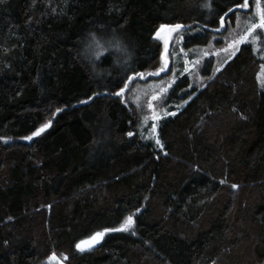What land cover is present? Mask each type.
<instances>
[{
    "label": "trees",
    "instance_id": "1",
    "mask_svg": "<svg viewBox=\"0 0 264 264\" xmlns=\"http://www.w3.org/2000/svg\"><path fill=\"white\" fill-rule=\"evenodd\" d=\"M255 2L0 0V264H264V36L198 76L157 36L222 48ZM164 87L150 136L137 92Z\"/></svg>",
    "mask_w": 264,
    "mask_h": 264
},
{
    "label": "rangeland",
    "instance_id": "2",
    "mask_svg": "<svg viewBox=\"0 0 264 264\" xmlns=\"http://www.w3.org/2000/svg\"><path fill=\"white\" fill-rule=\"evenodd\" d=\"M260 3H261V0H260ZM254 4H255V7L249 16L250 19L247 21L246 25L243 27V29H241L240 32L237 31V29H234V31L232 30L230 40L228 42H226L227 44L224 47L216 49V50H212V51H210V49H208L206 47L205 48L204 47L199 48V49L195 50L192 58L188 57L189 54H187V52H185L182 48H179L180 46H176V44L178 43L177 42L178 39H180L179 37H180V33H181L182 28L175 29V30H173V27L160 28L157 32V36L160 37L166 44V52L164 54L167 57V53L168 54L170 53L171 54L170 58H173V59L176 58L177 60H179V58L182 59L184 66L181 69V73H188L189 75H192V76L195 74H197V76H198V73L196 71L197 66L199 65V63H201L203 61L205 56L213 55L214 58L216 59L215 60L216 65L219 66V65L223 64V62H225L227 59H229V57L231 55H233L232 53H233L234 49L229 48V44L233 43L236 40H239L240 37L245 34V32L247 31L250 24L258 21L259 17L257 15L256 2ZM261 7L264 8L262 6V3H261ZM245 9H247V8H243V10H245ZM259 34H262L264 36V30L258 29L256 31L255 35L258 36ZM258 39H253V36L248 37V41L252 42L255 47L257 46ZM225 49H226V51H225ZM236 50H235V52H236ZM166 61H167V66H165V64L163 66L164 72L168 69V67L170 65L169 64L170 61L169 60H166ZM262 66H264V65H262ZM171 68H172V66H171ZM173 68L175 69V67H173ZM172 79L173 78H171L170 81H172ZM258 81H259L260 85H264V68H262V67L258 73ZM165 88L166 87L160 88V90H158L157 92H155L153 94L151 93L146 97H145V95H147L146 94L148 91L147 89L146 90L140 89L137 92L138 95L139 94L141 95L140 98H142L141 99L142 102L141 101H139V102L144 103L147 107V110H148L147 114L144 116V122L143 123L145 125H147V124L149 125L148 133L150 136H155V134H156V128H155V134H153V132H152V125L153 124L156 125L157 124L156 121H158L161 117L166 116L169 113L173 112V110L172 111L167 110L168 108H170V105H167V107H164V106L162 108L160 107V103L162 105V101H163L162 100V95H163L162 89L164 90ZM153 96L156 97L155 100H152ZM150 102L152 103V108H149ZM153 116H155L157 118L153 119ZM236 194H237V188H233L232 186H230L228 189V194H227V198H226V205H227L228 209H232V207H234L235 202H236V198H237ZM39 264H61V263L59 262V260H52L49 257V258L43 260Z\"/></svg>",
    "mask_w": 264,
    "mask_h": 264
},
{
    "label": "snow or ice",
    "instance_id": "3",
    "mask_svg": "<svg viewBox=\"0 0 264 264\" xmlns=\"http://www.w3.org/2000/svg\"><path fill=\"white\" fill-rule=\"evenodd\" d=\"M206 7L208 5H205ZM249 6V0H244V3L242 5H239V7H243V8H247ZM256 8H257V15L259 17L258 21L257 22H253L250 24V26L248 27L247 31L245 32L244 35H242L240 37L239 40H236L234 41L233 43L229 44V48H233V55L235 54V50L238 48V46L241 44V43H247L248 42V37L249 36H253V39H258L259 37L255 35L256 31L258 29L260 30H264V8L261 7V3H260V0H256ZM232 9H229V12H231ZM227 14H225L226 16ZM225 16H221L220 20H221V26L223 27L224 26V21H225ZM240 18L237 17V20H239ZM164 26L162 25L161 28H163ZM173 27V30L175 29H179L181 26L180 25H175V26H172ZM217 31H219V29H217ZM99 46V45H98ZM226 51V49H225ZM98 56L100 55L99 53L97 54ZM231 58V56L229 57V59ZM161 59L164 60V54L161 55ZM226 62V61H225ZM165 66H167V61L165 60ZM262 68H264V66H262ZM163 70V68L161 69V71ZM217 71H219V69H217ZM136 77H139V78H143V74L141 73H135L134 74ZM134 77L133 76H129L128 77V81H133ZM129 87V84L128 82H125L124 84V87L123 88H120V90L116 93L117 96H120L122 93L125 92V89ZM163 91V89H162ZM91 99V98H89ZM156 97L153 96L152 97V100H155ZM149 108H152V103L150 102L149 103ZM59 111V110H58ZM172 115H175L174 113H172ZM157 117L153 116V119H156ZM48 127L47 124H45L42 128H39L37 129L35 132L32 133V136H36L38 135L40 132H42L44 130V128ZM155 128H156V125L153 124L152 125V132L153 134H155ZM129 136L132 135L131 132L128 133ZM32 137H26L25 139H31ZM156 143L159 145L160 144V141L157 139L156 140ZM221 183H225V181H221ZM233 188H236L237 185L233 184L232 185ZM137 211H139V209H137ZM132 225V217L129 216V217H126L125 218V221L121 224L120 228L118 229H112V230H115V231H126L128 229V227H130ZM105 231H108L107 229ZM103 233H97L95 234L94 237L91 238V240L93 242H95V240L97 238H99L100 236H102ZM85 242H80L76 245L77 248H81V244H83ZM50 259L52 260H57L58 258L56 257L55 254H53ZM64 259H67V257H64Z\"/></svg>",
    "mask_w": 264,
    "mask_h": 264
},
{
    "label": "water",
    "instance_id": "4",
    "mask_svg": "<svg viewBox=\"0 0 264 264\" xmlns=\"http://www.w3.org/2000/svg\"><path fill=\"white\" fill-rule=\"evenodd\" d=\"M238 187V186H237ZM236 187V188H237ZM95 236V235H94ZM92 238V237H91ZM91 238H88V239H86V240H83L82 242H85V243H83V244H81V249H86V248H90V247H93V246H95V245H97L98 243H99V241H100V239H101V236L99 237V238H97L96 240H95V242H93L92 240H91ZM56 257H57V255H56ZM58 258V257H57ZM57 260H59V262L61 263V264H63V262L58 258Z\"/></svg>",
    "mask_w": 264,
    "mask_h": 264
}]
</instances>
